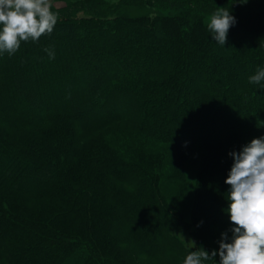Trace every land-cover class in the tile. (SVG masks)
<instances>
[{
  "label": "trees",
  "instance_id": "obj_1",
  "mask_svg": "<svg viewBox=\"0 0 264 264\" xmlns=\"http://www.w3.org/2000/svg\"><path fill=\"white\" fill-rule=\"evenodd\" d=\"M57 1L0 52V264H183L178 230L218 250L229 153L264 137V0Z\"/></svg>",
  "mask_w": 264,
  "mask_h": 264
},
{
  "label": "clouds",
  "instance_id": "obj_2",
  "mask_svg": "<svg viewBox=\"0 0 264 264\" xmlns=\"http://www.w3.org/2000/svg\"><path fill=\"white\" fill-rule=\"evenodd\" d=\"M50 0H0V52L14 55L21 42H37L43 35H51L58 21V14L51 11ZM236 18L230 9L217 7L207 27L216 44L224 48L227 34ZM49 59L54 49L45 48ZM249 83L260 84L264 80V68H257ZM233 163L225 184L232 227L221 233L218 250L211 253L189 241L193 251L183 264H264V137L253 138L239 151L229 153ZM231 232V236L228 232Z\"/></svg>",
  "mask_w": 264,
  "mask_h": 264
},
{
  "label": "rangeland",
  "instance_id": "obj_3",
  "mask_svg": "<svg viewBox=\"0 0 264 264\" xmlns=\"http://www.w3.org/2000/svg\"><path fill=\"white\" fill-rule=\"evenodd\" d=\"M112 1H116V0H112ZM50 2H51V4H52V6H54V7H56V8H60V7H63L64 6V3L62 2V1H55V0H50ZM22 43V46L23 47H25V46H27L29 43H32V41H31V39L29 40V41H27V42H24V41H22L21 42ZM16 54V53H15ZM4 58H6V56L4 57V55H0V60L1 59H3L4 60ZM2 60V61H3ZM21 64H23V65H26L27 64V61H22V63ZM29 67L32 69L31 71H33V72H37L39 69L36 67V66H30L29 65ZM29 68V69H30ZM39 72V71H38ZM41 72V71H40ZM34 74V73H33ZM176 234L177 235H179L186 243H187V245L189 246V247H191L190 246V244L188 243L189 241H194L193 240V238H192V236H191V234L190 233H188V232H185V231H183V230H178V231H176ZM195 242V241H194ZM145 264H150V262L149 261H147L146 260V262H145Z\"/></svg>",
  "mask_w": 264,
  "mask_h": 264
}]
</instances>
